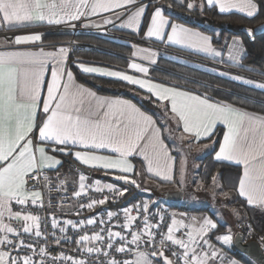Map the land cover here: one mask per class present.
<instances>
[{"label":"snow or ice","instance_id":"snow-or-ice-1","mask_svg":"<svg viewBox=\"0 0 264 264\" xmlns=\"http://www.w3.org/2000/svg\"><path fill=\"white\" fill-rule=\"evenodd\" d=\"M183 6L200 11L217 8L220 13L236 10L255 18L264 10V0H185ZM166 7L172 5L160 4L159 0H0V30L13 34L7 43L14 46L12 50L0 51V264H239L212 243L210 233L219 231V226L211 217H188L182 213L177 218L172 213L170 223L165 224V213L150 214L149 202L123 208L122 223L121 213L111 210L82 220L60 219L55 212L41 214L52 207L51 197L45 202L41 188L66 190L67 181L60 179L58 172L59 187L47 174L62 164L51 153L74 155L84 166L137 188L140 185L134 177L139 173L131 160L134 154L147 161L148 173L166 181L175 179L176 158L164 143L162 130L152 115L129 100L100 96L77 82L68 67L73 42L45 51L39 47L43 43L41 31L17 34L16 30L33 25L74 29L77 22L97 30L112 25L138 35L143 33L144 40L181 45L224 63V50L214 46L213 35L173 21L165 15ZM93 17H98L99 22ZM258 30L264 31V24ZM245 32L253 36L252 28ZM29 46H36L37 50ZM131 47L133 59L127 68L145 78L112 66L74 63L82 73L116 78L145 90L149 94L146 98L160 107L165 117L171 113V119L182 130L181 141L207 139L210 143L203 147L209 148L216 143L212 137L217 134V125H225L215 159L235 162L242 170L231 191H224L223 185L217 183L218 174L211 177L212 184L220 188V195L226 199L234 194L243 198L247 206L264 209V114L214 102L207 93L196 94L155 82L148 77L149 67L136 58L155 64L158 51L139 44ZM224 47L228 60L244 69L246 49L242 39L232 37ZM49 65L50 80L45 83ZM220 75L264 90V82L229 71H221ZM45 88L46 96L42 98ZM34 130L38 133L35 142ZM76 148L82 150L73 152ZM98 150H110L111 154H99ZM186 169L185 157L180 162V183L185 180ZM88 181L89 176L80 172L73 196L87 197L88 202L78 204L77 217L83 210L93 212L128 191L127 187L99 179ZM93 190L102 198L90 196ZM106 190L108 195H103ZM58 207L62 210V202ZM232 211L240 216L239 210ZM113 220L116 223H111ZM86 226L94 228L89 231ZM70 230H74L72 235ZM215 240L232 245L231 227L216 235ZM68 241L74 244L73 249L63 247ZM260 241L264 244V236ZM53 247L60 250L54 252Z\"/></svg>","mask_w":264,"mask_h":264},{"label":"trees","instance_id":"trees-1","mask_svg":"<svg viewBox=\"0 0 264 264\" xmlns=\"http://www.w3.org/2000/svg\"><path fill=\"white\" fill-rule=\"evenodd\" d=\"M159 3L172 5L168 10L172 14L170 16L174 19L213 34L214 43L219 46H224L225 41H229L233 36H240L243 39L246 49V54L243 57V63L246 67L243 70L254 75H261L264 70V33L254 34L252 37H249L245 29H255L258 25L263 23L264 10H262L257 17L248 18L236 12L220 13L217 8L209 9L205 7L203 11L199 9L188 10L183 6L184 4L178 3L175 0H160ZM46 38L50 41L74 40L75 42L88 44L87 47H77L70 53L71 68L75 69L78 81L94 87L103 93H118L125 90L127 92L125 93L126 96L131 98L154 117H156L155 110L164 112L155 103L150 102V100L146 98L149 94H145L137 88L129 86L121 81L85 75L77 71L72 63V61L80 59L86 62H98L112 66L126 67L128 65L127 56L131 53V47L121 44L109 37L99 35H72L53 32L49 33ZM253 68L255 71L251 70ZM150 74L159 80L179 84L190 89L207 93L211 98L217 101L231 103L248 111L264 114V90L183 64L164 56L159 57L155 66L151 67ZM152 99L155 100V98ZM216 133L217 134L212 137L216 143L213 145L212 151L208 153L205 158L202 176H205V182L207 183L211 181L212 176L218 174L224 191H231L233 185L236 183L237 175L241 172V168L215 160L214 151L220 143L223 127L219 126L216 129ZM54 154L63 160L62 165L54 170V173L67 171V168L77 170V168L68 161V159L73 160L71 155ZM98 177L110 180L120 185L122 188H130V190L127 191L118 202L112 204V206L125 204L127 203V199L131 198L134 191L131 186H127L123 181L115 180L111 175L99 173ZM230 200L233 207L240 212V216L237 217V224L240 225V230L243 231L245 238L247 240L255 239L259 241L264 248V244L260 241V237L264 236V212L257 207L247 206L243 198L234 194ZM175 207L176 206H172V208ZM181 208L186 209L184 207ZM187 211L191 210L187 209ZM192 211L205 212L207 209L200 208ZM217 224L219 226V231H213L211 235L212 241H215V236L220 234L225 227L223 223L217 222ZM249 226L252 230L251 235H249ZM232 254L234 256L242 255L235 247L234 250H232Z\"/></svg>","mask_w":264,"mask_h":264},{"label":"crops","instance_id":"crops-1","mask_svg":"<svg viewBox=\"0 0 264 264\" xmlns=\"http://www.w3.org/2000/svg\"><path fill=\"white\" fill-rule=\"evenodd\" d=\"M175 1L178 2V3H181V4L185 3V0H175ZM145 2H148V0H145ZM155 2H157V0L152 1V3H155ZM196 2L200 3V0H196ZM232 12L240 13V12H238L236 10H233ZM232 12H230V13H232ZM240 14H243V13H240ZM165 15L169 16L170 19H172L173 21L178 22V23H182V24H184L185 26H187L189 28L198 30V31L203 32V33H205L207 35H213L211 33L203 31V30H201L199 28L187 25V24H185V23H183L181 21H178L177 19H174L173 17L170 16L172 14L170 13V11L168 10L167 7L165 8ZM243 15H245V14H243ZM92 19L95 20L96 22H99V18L98 17H93ZM113 29H114L116 35L115 36H110L109 37L110 39H113V40H115V41H117V42H119L121 44H124L126 46H129V47H131L132 44H139L142 47H151L154 50L158 51V53H159V55L157 57V61H158L159 57L164 56V57L170 58L172 60L174 59V60H176L178 62H192L190 65L196 66V67H198V68H200L202 70H208V71L214 72V73H216L218 75H220L221 71H229L232 75L240 74V75H243L247 79H255L257 81L264 82V75H262V74L261 75H254V74L248 73V72L244 71L243 69H239L235 64H233L231 61H229L228 58H227V50H226V48L224 46H219V45L215 44L214 43V39H213L214 46L217 49H223L224 50L225 54H224V57H223V60H224L223 64H220L218 60L213 59V58H211L210 56H207L204 53L196 52L193 49H190V48H187V47H184V46H181V45L161 44L159 41H156V40H144V39H142L143 33L138 35V34L133 33L132 30L121 29L118 26L117 27H113ZM33 30H38V31H41L43 33V43L41 45H39V47H43L45 49V51H53V50H55V48L53 46L67 45V43H68V41L67 42H59V41L47 40L46 36L49 33L55 32V31H52L50 29V27H48V26H36V25H33L30 28H25V29L16 30V31H17V34H19L20 32H25L26 33V32H30V31H33ZM5 33H11V32H6V30H0V51L12 50V48L14 47L13 45L7 43L8 40L6 39V37L4 35ZM233 37H239L240 39H242L240 36H233ZM242 41H243V39H242ZM229 42H230V40H229ZM76 43L83 44V43H79V42H76ZM83 45H84L83 47H87L88 46V44H83ZM243 46H244V42H243ZM15 47H20V46H15ZM29 47H31L32 50H37L36 46H29ZM132 51H134V49L131 47V52ZM70 58H71V55H69L68 67L73 72V74H74V76H75V78L77 80L76 73H75L76 71H75V69L71 68ZM127 58H128V63H130L132 61V59H133L130 55H128ZM75 61H83V60H80V59L78 60L77 59ZM136 61L144 63L146 66L149 67V69H151V67L155 66V64L157 63L156 62L155 64H149L147 61H142L140 58H136ZM83 62H86V61H83ZM72 63L74 64L76 70L80 71L77 68V66L74 63V61H72ZM86 63H88V64H90L92 66H112V65L98 63V62H86ZM112 67L114 69H116V70H124L128 74L137 75V76H140V78H145L143 74L137 73L133 69H128L127 66L126 67H119V66H114L113 65ZM50 68H51V65H49V73L46 74V76H45V83H47V81L50 80ZM212 69H217V70L213 71ZM262 72H264V70ZM83 74H85V73H83ZM85 75L103 77V76H98V75H89V74H85ZM220 76H222V75H220ZM148 77L152 78L155 82L164 83L167 86H179V87H181L182 90L195 91L196 94H203V92H200V91L195 90V89H190V88L184 87V86L179 85V84H175V83H170V82H166V81H163V80H159V79L153 77L150 74V70H149ZM223 77L231 79V76H223ZM103 78H108V79H113V80L120 81V80H118L116 78H109V77H103ZM77 82L81 83V84H84L88 88H91L93 91H95L100 96L112 97V98H121V99L129 100L132 103L136 104V106L139 107L142 111H144L147 114L151 115L149 112H147L145 109L141 108V106H139L137 103H135L131 98L126 96L125 93H127V92L125 90H123L121 92H118V93H103L101 91H98L94 87H91V86H89V85H87V84H85L83 82H80L78 80H77ZM121 82H123V81H121ZM236 82L244 84L242 81H236ZM123 83L127 84L126 82H123ZM129 86H131V85H129ZM248 86L254 87V85H248ZM133 87L137 88L139 91H141V92H143L145 94H148L145 90L140 89L138 86H133ZM44 96H46V88H45L44 93H42V98ZM153 98H155V97H153ZM213 101L215 102L217 100L213 99ZM37 116H38V120H39L41 114L38 113ZM153 118L156 120L157 126L160 127L161 130H162V137L164 139V143L168 146V148H169V150L171 152V155L176 158L175 172H174L175 179L173 181H166V180H163L161 178L156 177L154 173H148L147 172V161H145L142 156L134 154L133 157L131 158L132 163L135 165L136 172L139 173L138 176L140 177L139 179H141V182L143 184H145L146 186H148V188L153 189L159 196H161V194L164 193V192H171L172 193L173 191H180L183 194L181 199H183L184 198V192L182 190L173 189V185L176 183V176H177V169H178V158H177V156L175 155V153L173 152V150L171 149V147L169 146V144L166 141V138H165V135H164V130L162 128L161 123L158 121V119L156 117L153 116ZM219 126L223 127V132L226 131V126L225 125L218 124L217 128ZM37 135H38L37 131L34 130V132H33V140H34V142L36 140ZM222 141H223V134H222L220 143H222ZM192 143L197 144V145H201V144H204V143H210V140L203 139V140H200L199 142H192ZM220 143H219V145H220ZM213 145L211 146V151L213 149ZM219 145L217 146V148L214 151V158H215V152L219 150ZM76 150H82V149L76 148V149H73V152L76 151ZM98 151H99V154H104V155L111 154L110 150H98ZM51 154L55 155L54 153H51ZM71 156H72L73 160H75L78 164L83 165L74 157V155H71ZM57 158L60 161H62V163H63V160L59 156H57ZM219 162H224V163L232 164V165H235V166H239L241 168V170H242V166L241 165H237L235 162H229V161H219ZM56 169L50 170L48 172L51 173V171H54ZM67 171H69V174H66V175H68V177H65V178H68L67 180L72 179V180L78 181V175H79V173L81 171L78 172V169L77 170L68 169ZM59 175H61V174H59ZM86 175H88V174H86ZM90 175H88L89 176V181H88L89 183H91L92 181H94L96 179H99V180L102 181V183H112V184H114L110 180H105V179L99 178L98 175H96L97 177L94 176L92 178L90 177ZM61 176H63V175H61ZM111 176L113 177V175H111ZM134 178L137 179V176H135ZM161 198L163 200H166L162 196H161ZM150 201L152 203H156V204L165 203V201L155 202L152 199V197H151ZM170 206H177L176 208H178V209L172 208L173 213L177 214V218H180L179 214L183 213V214H187L188 217L195 216L197 218H203V217L207 216V217H211L216 222H220V223H223V224L225 223V225H224L225 227H224L223 231L220 234H223L225 232L226 227L230 226V225H228L227 222L219 221L218 217L216 215L212 214V212L210 213L208 210L205 211V212L204 211L195 212V211H192L194 209H191V211H187V209H182L181 207H183V206L178 207V205H173V204H170ZM257 208L259 210H261L262 212H264V209H261L259 207H257ZM186 222H188V221H186ZM236 223H237V221H236ZM231 231H232V229H231ZM212 233H210V236L212 235ZM232 233H233V231H232ZM220 234H218V235H220ZM212 243L215 244L217 248H222L223 252L226 254L227 257H230L232 259L237 260L239 262V264H251V263H249L246 260V258H245L246 255L245 254L241 253L242 254L241 256H234L232 254V249L230 248V246L222 245L221 242H217L216 240L212 241ZM233 244H234V242H233Z\"/></svg>","mask_w":264,"mask_h":264},{"label":"rangeland","instance_id":"rangeland-1","mask_svg":"<svg viewBox=\"0 0 264 264\" xmlns=\"http://www.w3.org/2000/svg\"><path fill=\"white\" fill-rule=\"evenodd\" d=\"M59 42H67V41H59ZM181 63L190 65L192 62H181ZM190 66L198 68L193 65H190ZM155 115L158 121L162 125L167 143L169 144V146L171 147V149L173 150V152L178 158L176 183L173 185V189L182 190L184 192V198L178 201L163 200L161 196H159L153 189L148 188V186L143 184L141 182V179H139L140 177L137 176V181L140 187L137 188L132 185H127V186H131L134 190L131 198L127 199V203L132 202V201H138V200L152 203L150 201L152 197V199L155 202L165 201V203L163 204H168V205L173 204V205H178V207L183 206L186 209H190V210L205 208L210 213L212 212V214L216 215L219 221L227 222L228 225H230L233 231V241H234V235L236 234L237 231L240 230V225L236 223L238 219H237V216L232 211V209H234L232 202L230 199H226L220 195V191H221L220 188L214 186L212 184V180L206 183L205 178H204L205 176H202V170L204 167L205 158L207 154L210 153L211 151V147L204 148L203 145L209 144V143L197 145V144L192 143L191 140L189 139H185L181 141L179 139V136L181 135L182 130L177 128L176 122L171 119V114L168 113V116L165 117L164 112L155 110ZM185 157L187 159L186 177H185L184 182L180 183L179 182L180 162ZM85 167L89 168L88 166H85ZM68 169L69 168H67L66 170ZM90 169L92 170V173H93L90 175L91 178L94 176L97 177L96 175H98V173L104 174V172H101L99 170H96L93 168H90ZM51 173H54V172L51 171ZM58 173L63 175L64 177H68V175L66 174H69V171H60ZM69 181L74 186H78V181L72 180V179H70ZM217 183L222 185V182L218 175H217ZM201 184L203 185L202 187L199 186ZM127 188L129 191L130 188L129 187ZM173 192H177L176 196L177 194L179 195L180 193V191H173ZM171 209H172V206H171ZM230 248L234 250L233 243L232 245H230ZM245 258L249 263L256 264L248 256H246Z\"/></svg>","mask_w":264,"mask_h":264},{"label":"built area","instance_id":"built-area-1","mask_svg":"<svg viewBox=\"0 0 264 264\" xmlns=\"http://www.w3.org/2000/svg\"><path fill=\"white\" fill-rule=\"evenodd\" d=\"M155 1V0H152ZM50 29L52 31L58 32V33H68V34H72V35H81V34H86V35H99V36H105V37H110V36H115L116 33L113 29L112 25H108L105 28H102L101 30H97L96 28H91V27H84L83 24L77 22V26L73 29L71 27H67V26H54V27H50ZM6 39L9 41L13 38V34L12 33H5L4 34ZM68 42H73L72 43V51L75 50L77 47H83V44H78L76 43L74 40H70ZM68 44V43H67ZM71 51V52H72ZM70 52V53H71ZM53 180V182L57 185V187H59V181L57 180V174L56 173H47ZM60 179H64L67 181L65 188L66 190H62V191H56L55 188H53L51 191H49V188L44 187L41 188V191L43 192L44 195V199L45 202H47L49 200V197H51V202H52V207L46 208L44 210L41 211V214L43 215L44 213L47 212H55L56 215L58 216V218L60 219H74V220H82V219H86V218H90L92 215L96 214V213H103L106 210H111V211H115V212H120L121 215L119 217V221L122 223L123 222V214H122V209L125 207H131L132 205H139L141 202H145V201H132V202H128L119 206H112V204L118 202L121 197L117 200H109L108 203H106L105 205L99 206L97 207L93 212H90L88 210H83L81 212V215L79 217H77L75 215L76 211H77V207L78 204L83 202V203H87L88 199L87 197H81V198H75L73 196L74 191H76L78 189V186H74L69 180H67L64 176L59 175ZM117 187L122 188L120 185L115 184ZM89 195L92 196L93 198H102L101 194L99 193H95V191H91L89 192ZM103 195H108L107 190L104 192ZM62 202V210L60 207H58V203ZM150 207H149V212L150 214H156L159 211H163L165 213V224L170 223V218L171 215L173 213V210L171 209V206L168 204H156V203H149ZM14 209L18 210L19 206L18 205H13ZM40 211V210H37ZM133 215H135V212H133ZM106 219V217H105ZM111 223H116V220H113ZM94 228V226H86L87 230H92ZM119 230V229H117ZM74 232V230H70L69 235H72ZM63 247L65 249H73L75 246L71 241H68L66 243L63 244ZM264 249V248H263ZM54 252H58L60 250V248L58 247H53L52 249Z\"/></svg>","mask_w":264,"mask_h":264},{"label":"water","instance_id":"water-1","mask_svg":"<svg viewBox=\"0 0 264 264\" xmlns=\"http://www.w3.org/2000/svg\"><path fill=\"white\" fill-rule=\"evenodd\" d=\"M261 24H264V22ZM260 25L253 29V35L264 33V31L258 30ZM68 161L79 171L84 172L88 175L92 174V170L90 168L80 165L72 159H68ZM161 196L169 201H178L182 198L183 194L180 192L179 195L177 194L176 196V193L164 192L161 194ZM233 242L235 249L240 253L245 254L246 256L251 258L256 264H264V249L259 241L255 239L247 240L243 231L239 230L234 235Z\"/></svg>","mask_w":264,"mask_h":264},{"label":"flooded vegetation","instance_id":"flooded-vegetation-1","mask_svg":"<svg viewBox=\"0 0 264 264\" xmlns=\"http://www.w3.org/2000/svg\"><path fill=\"white\" fill-rule=\"evenodd\" d=\"M173 193H177V192H173Z\"/></svg>","mask_w":264,"mask_h":264}]
</instances>
